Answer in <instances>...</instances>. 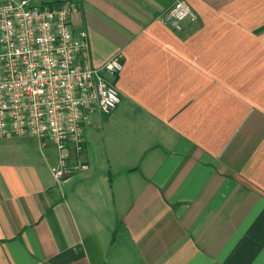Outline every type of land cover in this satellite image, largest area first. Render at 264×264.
<instances>
[{
  "label": "crops",
  "instance_id": "obj_1",
  "mask_svg": "<svg viewBox=\"0 0 264 264\" xmlns=\"http://www.w3.org/2000/svg\"><path fill=\"white\" fill-rule=\"evenodd\" d=\"M62 1L120 101L61 182L50 143L0 138V264H264V0H185L179 30L176 0Z\"/></svg>",
  "mask_w": 264,
  "mask_h": 264
},
{
  "label": "built area",
  "instance_id": "obj_2",
  "mask_svg": "<svg viewBox=\"0 0 264 264\" xmlns=\"http://www.w3.org/2000/svg\"><path fill=\"white\" fill-rule=\"evenodd\" d=\"M2 0L0 3V138L35 136L41 146L58 151L51 167L61 182L88 165L82 157L84 125L95 113L109 114L120 94L109 76L118 75L122 55L116 52L93 66L85 48V32L75 36L69 1ZM179 30L196 12L176 0L157 16Z\"/></svg>",
  "mask_w": 264,
  "mask_h": 264
},
{
  "label": "rangeland",
  "instance_id": "obj_3",
  "mask_svg": "<svg viewBox=\"0 0 264 264\" xmlns=\"http://www.w3.org/2000/svg\"><path fill=\"white\" fill-rule=\"evenodd\" d=\"M92 133H93L92 136H94V138H103L102 137V134L100 133L99 128H96L95 127L93 129ZM10 138H24L25 139V142H24L23 147H26V148H23V150H25V152L30 151V148L29 147L31 145V142L38 140L37 137H35V136H29V135H23V136H19V137H10ZM0 140H3V139H0ZM51 146H52V148L49 149V154H50V157L52 158V157H55L56 156V154H57L56 150L57 149L52 144H51ZM7 151H8V149L7 150H5V149L2 150V148L0 147V154L1 153H7ZM50 164L51 163H48V167L50 166Z\"/></svg>",
  "mask_w": 264,
  "mask_h": 264
},
{
  "label": "trees",
  "instance_id": "obj_4",
  "mask_svg": "<svg viewBox=\"0 0 264 264\" xmlns=\"http://www.w3.org/2000/svg\"><path fill=\"white\" fill-rule=\"evenodd\" d=\"M59 1H61V0H48V2H47V5H53V4H57Z\"/></svg>",
  "mask_w": 264,
  "mask_h": 264
}]
</instances>
